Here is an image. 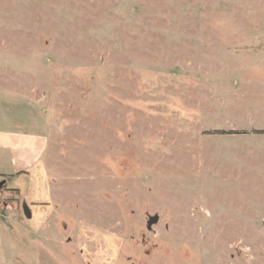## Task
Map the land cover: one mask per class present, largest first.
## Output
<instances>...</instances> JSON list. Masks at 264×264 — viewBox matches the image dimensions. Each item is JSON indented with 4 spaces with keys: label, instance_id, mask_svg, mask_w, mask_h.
Listing matches in <instances>:
<instances>
[{
    "label": "rangeland",
    "instance_id": "1",
    "mask_svg": "<svg viewBox=\"0 0 264 264\" xmlns=\"http://www.w3.org/2000/svg\"><path fill=\"white\" fill-rule=\"evenodd\" d=\"M0 129V264H264V0H0Z\"/></svg>",
    "mask_w": 264,
    "mask_h": 264
},
{
    "label": "crops",
    "instance_id": "2",
    "mask_svg": "<svg viewBox=\"0 0 264 264\" xmlns=\"http://www.w3.org/2000/svg\"><path fill=\"white\" fill-rule=\"evenodd\" d=\"M46 144V135L31 130L0 129V150L5 152L13 164L6 176H22V170L33 166L41 158ZM21 174V175H20ZM12 189V188H11ZM10 193L9 190L5 191Z\"/></svg>",
    "mask_w": 264,
    "mask_h": 264
},
{
    "label": "trees",
    "instance_id": "3",
    "mask_svg": "<svg viewBox=\"0 0 264 264\" xmlns=\"http://www.w3.org/2000/svg\"><path fill=\"white\" fill-rule=\"evenodd\" d=\"M255 133H264V130H254ZM223 133V132H220Z\"/></svg>",
    "mask_w": 264,
    "mask_h": 264
}]
</instances>
